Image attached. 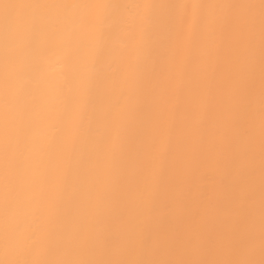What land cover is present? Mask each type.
I'll use <instances>...</instances> for the list:
<instances>
[{
	"label": "snow or ice",
	"instance_id": "snow-or-ice-1",
	"mask_svg": "<svg viewBox=\"0 0 264 264\" xmlns=\"http://www.w3.org/2000/svg\"><path fill=\"white\" fill-rule=\"evenodd\" d=\"M126 15L138 17L130 89L141 73L142 47L159 43L167 49L160 80L165 119L126 174L115 147L91 164L80 161L74 170L77 128L96 89L86 72L89 48L105 39V24L119 27ZM193 51L199 52L195 65ZM182 93L190 114L178 125ZM257 111L258 237L255 149L252 137L241 134ZM209 115L214 119L207 141L211 152L220 163L241 164L230 219L205 243L200 225L172 236L158 229L155 218L168 196L170 157L189 169L204 146ZM36 156L43 161L39 183ZM33 197L45 218L38 230L17 219L21 202ZM66 200L74 211L58 232ZM215 210L210 202L204 228ZM0 216V264H264V0L133 6L0 0Z\"/></svg>",
	"mask_w": 264,
	"mask_h": 264
},
{
	"label": "bare ground",
	"instance_id": "bare-ground-1",
	"mask_svg": "<svg viewBox=\"0 0 264 264\" xmlns=\"http://www.w3.org/2000/svg\"><path fill=\"white\" fill-rule=\"evenodd\" d=\"M16 2V0H11ZM79 3H107L133 6L136 4L168 3L171 0H76ZM183 2V0H179ZM220 3H259V0H208ZM130 12L135 9L129 8ZM138 17L126 15L119 27L104 25L105 39L94 43L89 48V59L86 72L96 82V89L91 98L88 115L77 128L78 142L77 164H91L102 159L109 150L115 149L121 154L122 174L139 161L150 142L154 130L165 119V107L161 97L160 80L167 62V49L159 43L144 45L141 52V73L134 89L128 86V76L132 69V58L135 55L134 44L138 38ZM171 46L169 41L168 47ZM191 60L195 65L199 52L193 51ZM57 65L54 72H58ZM259 40L257 39L256 74L257 95L259 93ZM185 85V93L187 91ZM185 94H181V110L178 113V125L190 114L184 104ZM73 120L76 118L73 117ZM214 119L211 115L205 118V143L196 159L187 171H184L174 157H170L169 176L166 184L168 196L161 200L156 213L155 224L168 235H181L188 227L200 225L203 240L207 243L230 219L229 209L233 200L234 183L238 179L240 160L217 161L208 145V134L211 132ZM243 137L251 136L256 156L257 209L256 228L259 233V163H260V120L259 113L252 124H245L241 129ZM33 166L36 181L39 183L43 172V161L34 157ZM73 191L70 185L69 195ZM215 204L214 219L204 228L203 213L209 203ZM181 211L178 212L177 208ZM71 202L66 200L64 210L57 220L56 228L60 232L73 213ZM17 219L33 230L45 226V218L39 199L33 197L21 202L17 210ZM2 226V216H0Z\"/></svg>",
	"mask_w": 264,
	"mask_h": 264
}]
</instances>
